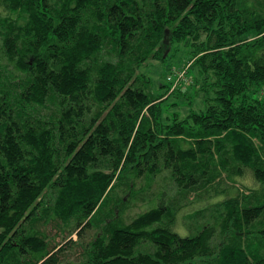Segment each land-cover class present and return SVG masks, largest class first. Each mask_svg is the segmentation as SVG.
Returning <instances> with one entry per match:
<instances>
[{"label":"trees","instance_id":"trees-1","mask_svg":"<svg viewBox=\"0 0 264 264\" xmlns=\"http://www.w3.org/2000/svg\"><path fill=\"white\" fill-rule=\"evenodd\" d=\"M0 9V264H62L63 249L32 228L48 220L78 240L99 228L75 264H264L243 243L264 238V203L232 207L193 235L173 228L178 210L163 219L161 196L125 226L97 214L124 173L166 170L177 192L201 185L212 165L199 157L219 158L232 182L249 174L264 186L253 142L264 147V0H0ZM184 42L190 70L214 82L205 109L180 120L163 117L165 101L138 69Z\"/></svg>","mask_w":264,"mask_h":264},{"label":"rangeland","instance_id":"rangeland-1","mask_svg":"<svg viewBox=\"0 0 264 264\" xmlns=\"http://www.w3.org/2000/svg\"><path fill=\"white\" fill-rule=\"evenodd\" d=\"M188 45L185 42L175 43L166 52L165 59L147 60L138 69V73L144 76L147 92L154 97L161 96L160 100L165 101L163 117L178 114L181 120L192 110L205 109L207 98L213 96L212 92L206 94L202 91L206 85L214 82V78L208 75L205 80L206 75L201 76L197 68L190 70L193 59L189 58ZM161 83L164 87H160ZM253 142L264 160V153H262L264 147L261 149L260 142L256 139ZM199 159L201 162L205 159L211 163L210 179L186 192H177L171 184L170 173L166 170H161L152 177L138 178L131 173L116 176L115 185L105 195L97 214H112L111 219L119 220L115 222L118 226H125L154 209V206H158V202L168 203L167 207L170 210L163 219L173 218L178 210L173 228L181 235H193L205 223H216L223 218L228 219L233 211L232 207H256L264 203V186L253 182L249 174L236 177L232 182L227 177L230 170L221 172L219 168L217 169L216 164L219 163V158L205 156L199 157L198 161ZM220 190L223 191L217 193ZM159 196L161 197L156 202ZM49 199L51 200L52 197L45 199L46 202ZM257 222L259 226L264 225V213ZM62 227L63 225L56 220H48L41 221L32 228L46 236L50 246L57 245L63 249L60 253L62 264L80 262L85 258L87 243L99 234V228L88 230L84 233L85 239L78 240L76 235H70L61 229ZM248 237L243 240V243L257 249L254 252L262 255L264 238L256 233Z\"/></svg>","mask_w":264,"mask_h":264}]
</instances>
